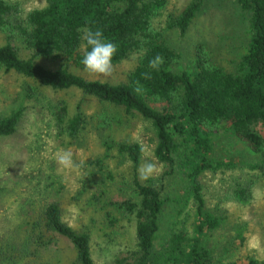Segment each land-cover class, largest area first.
<instances>
[{
    "label": "trees",
    "instance_id": "trees-1",
    "mask_svg": "<svg viewBox=\"0 0 264 264\" xmlns=\"http://www.w3.org/2000/svg\"><path fill=\"white\" fill-rule=\"evenodd\" d=\"M166 1L45 0L42 7L23 13L17 1L0 0V30L19 38L31 50V55L22 57L10 41L0 44V71L13 70L31 79L33 84L26 85L29 95L38 86H48L54 90L74 87L96 97L102 104L96 120L100 129L112 125L106 106L122 107L147 119L154 129L153 153L165 164L161 177L173 174L178 165L187 175L196 217L192 233L178 227L157 243L159 215L166 197L162 186L138 178L140 143L122 141L118 150L131 161V183L137 198L126 196L111 201L115 204L112 209L117 206L129 222L134 221L132 240L108 263L96 260L93 229L74 227L63 219L59 202L50 201L33 222L32 227L38 228L30 241L26 235L20 242L8 239L2 243L0 264H16L34 253L29 244H34L36 251L56 236L67 238L72 244L76 264H264V257L252 255L224 261L215 258L203 234L219 226L220 217L206 208L198 177L203 170L221 165L213 163L209 155L214 151L213 130L222 123L258 154L251 167L264 171V0H235L248 13L249 35L246 50L233 69L220 64L201 42L195 45L190 69H175L181 54L168 44L164 31L177 29L183 34L205 0H189L178 13L168 15L164 24L156 27L154 18ZM85 27L102 29L105 37L117 45L113 65L134 58L123 79L112 82L89 78L71 69H83L80 35ZM157 54L164 63L159 70L151 69L149 61ZM37 56L56 60L58 65L46 67L35 59ZM205 64L213 70L205 69ZM144 73L150 78L145 79ZM51 112L61 133L74 136L86 127L82 112L77 110L67 116L63 101ZM20 115V110L0 114V136L15 131ZM237 188L240 197L247 196L245 187ZM104 212L110 216L113 211ZM111 221L112 228L117 226L115 217ZM125 227L122 232L127 234ZM117 235L114 229L105 238L112 243Z\"/></svg>",
    "mask_w": 264,
    "mask_h": 264
},
{
    "label": "rangeland",
    "instance_id": "rangeland-1",
    "mask_svg": "<svg viewBox=\"0 0 264 264\" xmlns=\"http://www.w3.org/2000/svg\"><path fill=\"white\" fill-rule=\"evenodd\" d=\"M17 1L23 13L42 7L45 0ZM189 0H167L154 18L156 27L164 24L170 14L178 13ZM165 30V29H164ZM248 13L240 9L235 0H205L186 31L166 29L168 44L181 54L175 69H190L194 61V48L201 42L214 58L228 69L246 50L248 40ZM10 41L22 57L31 55L19 38L0 30V44ZM42 65L55 68L58 61L42 56L35 58ZM134 64V58L114 64L111 77H95L84 69H71L89 78L112 82L124 78ZM31 79L13 70L0 71V114L20 110L21 115L13 133L0 136V246L8 239L22 241L26 235L37 232L32 227L46 203L58 201L62 217L74 227L93 229V251L96 260L108 263L113 254L124 248L134 237V221H128L111 200L131 196L137 198L132 180V165L128 156L118 150V143L137 141L142 159L150 158L159 166L158 174L141 182L162 186L166 197L159 215L160 227L157 243L162 242L171 229L184 227L192 233L196 220L192 200L188 194V178L178 165L171 175L162 176L164 162L154 153L155 138L151 123L136 112L122 107L106 106L111 126L97 127L98 112L102 104L96 97L77 88L54 90L38 86L29 95L26 85ZM59 101L67 105V116L80 110L87 120L74 136L59 132L54 125L52 108ZM104 108V107H103ZM214 151L211 161L221 162L215 169L199 174L205 206L220 217L215 229L206 231L203 239L215 258L220 261L247 255L264 257V171L252 168L258 154L234 135L225 123L213 130ZM67 150L72 153L74 167L63 169L56 163V154ZM239 186L247 189L240 197ZM105 210H112L106 215ZM115 217L117 226L112 228ZM126 226L127 234L122 232ZM118 235L112 243L106 233ZM38 247L29 244V254L16 264H76L75 249L63 236ZM156 242V241H155ZM108 245V246H107Z\"/></svg>",
    "mask_w": 264,
    "mask_h": 264
},
{
    "label": "clouds",
    "instance_id": "clouds-1",
    "mask_svg": "<svg viewBox=\"0 0 264 264\" xmlns=\"http://www.w3.org/2000/svg\"><path fill=\"white\" fill-rule=\"evenodd\" d=\"M81 45L83 51L81 64L84 71L90 76L95 77H111L114 71L113 58L116 55L118 48L117 45L108 40L102 29L96 28L93 30L91 27L81 29L80 35ZM164 63V58L157 54L152 60L149 61V68L159 70L160 66ZM205 69L211 71L212 66L209 64L204 65ZM144 78H150L148 73H144ZM139 85V82H136ZM142 156L144 150L141 149ZM56 163L63 169H70L74 167L72 153L67 150L60 151L56 154ZM158 164L150 158L142 159L138 169L139 178L147 181L154 175L158 174Z\"/></svg>",
    "mask_w": 264,
    "mask_h": 264
}]
</instances>
